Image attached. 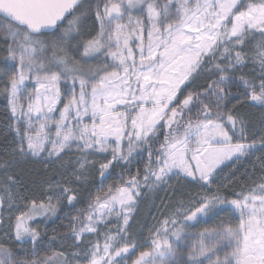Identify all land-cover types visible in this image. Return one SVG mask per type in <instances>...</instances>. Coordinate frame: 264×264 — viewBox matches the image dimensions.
<instances>
[{
  "label": "snow or ice",
  "instance_id": "snow-or-ice-1",
  "mask_svg": "<svg viewBox=\"0 0 264 264\" xmlns=\"http://www.w3.org/2000/svg\"><path fill=\"white\" fill-rule=\"evenodd\" d=\"M0 42L12 159L71 173L31 196L7 177L0 210L17 200L27 209L9 224V239L35 250L42 241L32 222L67 208L62 239L81 249L77 257L125 264L138 246L128 226L139 198L177 178L206 191L166 205L149 250L132 264H264V182L247 193L224 182L227 162L264 152V130L249 142L239 111L264 110V0H0ZM142 160V183L137 169L102 196L82 199L72 187ZM222 212L238 213V227L191 232ZM113 217L102 247L87 239ZM0 264L69 261L22 259L0 242Z\"/></svg>",
  "mask_w": 264,
  "mask_h": 264
},
{
  "label": "trees",
  "instance_id": "trees-1",
  "mask_svg": "<svg viewBox=\"0 0 264 264\" xmlns=\"http://www.w3.org/2000/svg\"><path fill=\"white\" fill-rule=\"evenodd\" d=\"M2 46V42H0V47ZM2 55L3 53L0 52V56ZM233 103H235V101H233ZM229 107H231V105H229ZM239 111L246 117L249 123V142L253 135H255L258 140L262 131L259 128H262L260 120L262 111L264 110H261L259 107H249L245 105L240 106ZM8 112L7 101L3 96H0V187L2 189L7 187V177L12 176L17 182V188L20 186L26 187L29 189V192L26 194L31 196L33 193L38 194L41 187L46 188L48 182L56 183L69 179V176L64 172V169L60 168L57 164L12 159L14 134L9 130V124H11L12 121L9 118ZM257 129L260 130L258 133H256ZM67 159L68 157H65V160ZM145 163L146 160H142L140 163H134L128 168H114L111 170V175L103 181H101L99 175L94 174L93 176H90V179L88 180L89 182L85 185L78 186L77 183H73L72 186L78 189L82 199L88 197L89 193H91L93 198L97 195L102 196L113 185L120 187L125 186L123 182L129 180L132 175H136L137 169L140 170V179L143 181L142 178L144 175ZM225 175L226 177H231L230 180L224 181L228 185L229 191L234 190L235 188H237L236 190L239 189V191H241L245 187L250 186L253 182L264 181V152L259 151L258 154L250 157L247 162H244L241 165H236L233 168L230 167L224 173V177ZM188 189L189 187H178L172 194H162V196L156 198L157 205L159 204L161 206L160 209H162L169 203H174L182 198H187L189 196ZM105 190L106 192H104ZM196 196L197 195H195V197ZM16 202L21 206L23 205L22 211L27 210L24 207L25 201L17 200ZM157 205L154 207L155 209H158ZM147 206L148 204H144L143 208L145 209ZM78 207H86V205L82 204ZM65 209L58 213V219L56 218L54 221H49V223H47L41 237L42 243L39 244L38 249L35 248V250H33L31 244L20 247L14 240L12 241V245L7 247H11L22 259L37 260L45 254L53 255L56 241H62L63 236L70 231V216ZM11 215L12 213L10 211L7 212L8 219ZM143 215L142 210V213L136 218L134 227L141 224L138 223L141 221ZM9 224H11V222L9 223V221H6V228H9ZM206 227H208V225L204 224L200 228L203 229ZM143 248L146 247L143 246Z\"/></svg>",
  "mask_w": 264,
  "mask_h": 264
},
{
  "label": "rangeland",
  "instance_id": "rangeland-1",
  "mask_svg": "<svg viewBox=\"0 0 264 264\" xmlns=\"http://www.w3.org/2000/svg\"><path fill=\"white\" fill-rule=\"evenodd\" d=\"M134 14H136L135 11H134ZM250 70L251 69H245V72L250 71ZM8 114H9V118H10V113L8 112ZM11 123H13V121ZM260 125L262 126V128H259V129L264 130V111H262ZM259 129H257L256 133H258L260 131ZM247 135L249 137V127L247 129ZM258 153H259V151H256L254 155L241 157L240 160L236 161L235 163H233L232 161L227 162L228 166L224 168V173L230 167L233 168L236 165H241L244 162H247L250 157H253ZM97 159H99V157H97ZM115 168H122V167L116 166ZM67 175L70 178L71 173L69 172V173H67ZM95 175H99V174L95 173ZM225 177H226V175H225ZM89 179H90V177L88 178V180ZM142 182L143 181H141V183ZM262 182H264V181L253 182V183H251L250 186L245 187L241 191H239V189L236 190L237 188H235L234 190H231V191L235 192V193H240V192L247 193L250 188H255L257 184L262 183ZM85 184H83V185H85ZM77 185L81 186L78 184V182H77ZM178 187H181L180 182L178 181L177 178H173L172 180H170L168 182L167 185L161 186V188L159 190L154 191V192L147 194V195H142L139 198V200L137 202V207L133 210V213L129 219V226H128V234L131 237V242L137 244L138 246L134 251L130 249V252L128 254H126V256L128 258H126L125 264H131L133 258L135 256H137V254L140 251H142V250L148 251L149 250L150 234L152 233L154 226H158V223L164 218V213H166L169 210L167 207H165L166 205L164 206V208L160 209L161 206L159 204L157 205L156 198L159 196H162V194L163 195H165L166 193L172 194ZM188 190H189V193H188L189 196L185 199L182 198L185 201H187L189 199V197H195V195H198V194L202 195L206 191V190L200 189L198 187L197 188L189 187ZM104 192H106V190ZM2 194H3V189L0 187V195H2ZM228 198L234 199V198H236V196L230 195ZM174 203H176V201ZM174 203H169L168 205H171ZM144 204L145 205L148 204V206L145 207V209L143 208ZM156 205H157L158 209L154 208ZM22 207H23V205L21 206L20 204H18V202L15 201V203L11 209H9L8 205L5 204L3 210H0V216H2L3 221H4L3 225L0 226V242H3L5 244V246H11L12 241H13L12 239H9L10 233H9V228H6V226H5L6 221H9V223L11 222V224L14 225L15 216L19 215L20 211H22ZM17 209H19V210H17ZM65 210L68 212L67 208ZM142 210H143L144 215H143L141 221L138 223V224H140V223L141 224L139 226L137 225L138 227L137 226L134 227L136 218L139 214L142 213ZM9 211L12 213V215L10 216L11 219L10 218L8 219V217H7V212H9ZM55 219L56 218H53L52 220H47V221H43V222L34 221V222H32V224L34 227L38 226V230H39L41 237H42V234L45 230L47 223H49V221L52 222ZM120 223H122V221H120ZM204 224L208 225V227H206V228L210 229V230L215 229V228H219L221 225H223V227L236 228L239 225L238 213L222 212V213H220L219 216L208 220L206 223H202V224L198 225L196 228L191 229L192 230L191 232L193 234H196V233H199L200 231H203L205 228L201 229L200 227ZM116 227H117V222L115 220V217H113L112 222L108 224V228L101 227L99 235L89 234L87 239L91 240L93 243L99 242V244L102 247L103 243H104V232L108 231L109 229L114 230ZM41 237H40V239H41ZM29 244H27V245H29ZM17 245L20 247L26 246V245H21L19 243H17ZM143 246H145L146 248H143ZM54 247H55V249H54L53 255H46L45 254V255H42L37 260L43 261L48 257L57 256L60 260H63L66 258L69 261V264H87V262L83 259L82 255L80 257H77L75 255L76 253L81 252V249L76 248L71 239H68V240L62 239V241H60V240L56 241ZM38 248H39V246L36 247V249H38ZM55 253H57V254H55ZM60 253H63L62 257L58 256V254H60Z\"/></svg>",
  "mask_w": 264,
  "mask_h": 264
},
{
  "label": "flooded vegetation",
  "instance_id": "flooded-vegetation-1",
  "mask_svg": "<svg viewBox=\"0 0 264 264\" xmlns=\"http://www.w3.org/2000/svg\"><path fill=\"white\" fill-rule=\"evenodd\" d=\"M192 231V230H191ZM140 253V252H139ZM139 253L137 254V256H135L134 258H133V260H132V262L139 256ZM132 262H131V264H132Z\"/></svg>",
  "mask_w": 264,
  "mask_h": 264
}]
</instances>
